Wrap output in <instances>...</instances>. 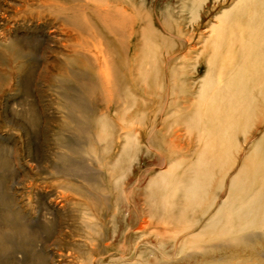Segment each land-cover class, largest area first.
I'll return each instance as SVG.
<instances>
[{
  "label": "bare ground",
  "instance_id": "obj_1",
  "mask_svg": "<svg viewBox=\"0 0 264 264\" xmlns=\"http://www.w3.org/2000/svg\"><path fill=\"white\" fill-rule=\"evenodd\" d=\"M61 1L73 3L76 0ZM117 1L108 2V5L114 9H127L122 4L116 5ZM207 1L169 0L164 9L172 18L176 13L184 16L187 12L196 20L203 6L209 5ZM214 1L216 3L218 0ZM123 2L130 3L129 0ZM221 2H225V5L215 13V21L210 22V31L203 37L205 46L198 54L204 61V74L192 78L185 73V67L162 65L158 60L157 42L162 43L163 34L147 24L139 26L132 65L129 66L125 55L127 46L122 39L123 25L127 19L126 13L119 12L122 10L104 14L90 9L96 18L91 20L84 13L79 16L69 10L76 11L78 5L72 7L62 2L40 0L41 7L47 8L58 20L70 23L76 29L88 28L94 22L101 24L105 30L114 33L111 36L113 39L107 41H115L119 47L118 61L109 57L106 47L104 51L95 48L94 56L90 58L85 56L88 53L86 49L73 48L67 51V44H63L62 49L54 50L62 56L56 77L59 79V95L66 109L65 119L75 122L78 131L81 126L82 130L85 127L95 129L99 139L105 140L103 154L93 155L89 160L93 165L96 163L102 167L107 172L106 177H97L98 183L88 173L90 168H86L85 176L80 178L83 189L75 187V192L84 197L83 201L78 202L83 216L86 214L88 218H96L95 211H98L100 217L103 218L102 214L105 213L110 219L105 225L95 224L98 231L90 234L88 240L95 246L102 236L105 235L104 240L115 241L119 234L121 238H127L128 242L133 235L127 247L130 243L140 242L136 259H130L129 252L120 256L114 254L110 257V264H145L149 257L152 264L175 261L182 264H221L226 261V257H215L211 255L213 251L239 245L254 236H264V0ZM4 18L5 13L1 12L0 21ZM5 23L9 21L5 20ZM13 24V29L21 27L33 32H43L45 28L41 29L42 26L36 24L33 17L22 18ZM45 32L44 37L39 38L53 40L59 34L65 39L72 38L71 33L64 28L58 35ZM10 35L0 39V42L3 43L4 51L11 54L6 67L17 71L24 65V62H18L25 56L22 48L35 45L39 39L35 35H14L10 40ZM198 57L194 67L199 64ZM93 61L99 70L98 74L94 73L96 76L92 75L90 68ZM69 69L70 73L67 74ZM127 69L141 86L142 95L130 90L125 94V91L120 90L126 83ZM164 71L170 86L166 89L167 94L173 96L170 110H164L162 105L152 107L153 98L149 96H155L157 101L163 103ZM98 84L102 89L97 91ZM103 92H112L115 96L117 105L114 108L117 112L114 117L107 112L95 113L90 110L103 100ZM179 94H185L187 98L181 105L176 103ZM160 116H163L159 123L162 127L157 128L156 121ZM144 121L149 124L145 139L139 131L131 128L134 123L144 124ZM167 121L173 125H184L189 134L195 135V146L189 154L175 152L178 138L182 136L179 130L175 132V137L165 138L163 128ZM110 135L120 139L117 151L112 154L114 137ZM62 137L59 136L66 141L65 146L62 145L67 148V139ZM170 150L171 154L163 152ZM150 158L152 163L149 169L157 170L148 176V181L144 179V173L149 169L136 180L132 179L134 166ZM57 160L59 166L51 167L56 171L54 175L63 169L65 177H74L70 175L74 164L63 152ZM164 164L166 168L161 169ZM135 187L148 207L146 216L142 210H135V214L129 210ZM99 191L107 194L101 195ZM98 197L101 199L100 208ZM67 200L72 202L70 197ZM73 204L77 205L76 202ZM166 205L169 212L166 221H176L170 231L166 228L160 230L158 225L162 223L153 219L156 212L165 209ZM5 207L4 220L8 229L0 230V242L15 230L22 235L27 233L25 224L14 225L13 212L7 205ZM120 217L123 218L121 221ZM138 218H141L140 226L133 229L128 221ZM87 228L91 229L85 220L82 221L81 229ZM149 236L157 241L151 240ZM97 238L99 240L94 242ZM71 244L76 247L74 240ZM85 246H88L87 243L79 242L77 250L88 253L92 258L93 253ZM105 246L109 247V244L104 243ZM101 260L98 258L97 264H102Z\"/></svg>",
  "mask_w": 264,
  "mask_h": 264
},
{
  "label": "rangeland",
  "instance_id": "obj_2",
  "mask_svg": "<svg viewBox=\"0 0 264 264\" xmlns=\"http://www.w3.org/2000/svg\"><path fill=\"white\" fill-rule=\"evenodd\" d=\"M46 1L62 2V4L72 7L78 5L76 11L75 9L69 10L79 16L84 13L85 17L91 20L96 18L90 9L98 10L104 14L105 12L114 13L115 10H122L119 12L126 13L127 19L123 25L122 39L127 46L125 55L129 60V66L132 65L134 57L139 26L143 24L146 26L147 24L163 34L162 43L157 42L158 60L162 65H176L177 68L185 67V73L192 78L204 74L203 58L198 57L199 52L205 46L203 37L208 35L210 22L216 19L215 13L225 5V2H221V0H218L219 3L208 0L209 5L203 6L200 17L194 20L192 15L187 12L184 16L176 15V13L173 15L174 18L170 17L164 9V5L169 0H129L130 3H125L123 0L117 1L116 5L122 4L127 9H114L108 5V2L116 0H76L73 3H65L61 0ZM0 6V14L1 12L5 13V18L0 21V39L7 38L10 34V40L13 39L14 35H35L40 41L37 42L38 44H31L30 47L27 45L22 48L25 56L18 59V62H24V65L17 71L6 67L5 64L10 60L11 54L4 51L3 43L0 42V230L8 229L4 220L6 219L5 205L13 212L12 222L14 225L25 224L27 226V233L24 235L15 230L13 234H8L6 239L1 240L0 264H97L98 258L102 259V264H110L111 256L114 254L117 256L125 255L128 252L130 259H136L140 242H135L133 245L130 243L127 247V243L132 242L133 235L129 237V242L127 238L123 239L119 234H117L115 241L104 240L103 238H106L104 235L101 237V241L98 238L94 240V242L99 240L95 246L88 240L91 237L90 234L98 231L95 224L105 225L110 219L105 213L102 214L103 218L100 217L98 211H95L96 218L92 216L88 218L86 214L83 216L78 202L83 201L84 197L75 192V187L83 189L82 185L84 184L80 178L85 176L86 168L91 169L88 173H91L98 183L97 177L102 176L103 179L106 177L107 172L98 164L93 165L89 160L93 158V155L100 156L103 154L102 147L105 140L99 139L95 129L90 130L85 127L82 130L81 126L80 131H78V125L75 122L65 119L66 109L63 99L59 95V88H57L59 79L56 75L59 72L58 67L62 56L55 53L54 50L62 49L63 44H67V51L73 48L86 49L88 53L85 56L90 58L94 56L95 48H101L104 51L106 47L109 51V57L118 61L120 58L118 45L115 41L114 43L107 41L112 38L114 33L108 32L97 22L91 23L88 28L76 29L70 23L58 20L57 16L47 8L41 7L40 0H0ZM177 11L176 9L175 12ZM30 17L34 18L36 24L42 26L41 29L45 27L43 32L40 30L33 32L21 27L13 29L14 22ZM5 20H8L9 23L6 24ZM8 26L10 28L7 29ZM62 28L71 33V39H65L61 34L58 35ZM45 31L55 32L58 37L53 40L39 38L44 37ZM156 36L158 37V35ZM73 37L76 38V41ZM14 46L19 47V45ZM85 56L83 57L85 58ZM197 57L199 64L194 67ZM92 64L93 66L90 65L92 75L98 74L97 64L95 61ZM81 71L86 72L85 69H81ZM69 73L70 69L67 70V74ZM164 74L163 103L157 101L155 96H149L153 98L152 107L162 105L164 110H170L173 96L167 94L166 89L170 86L166 71ZM62 78L64 77L60 79ZM69 78L73 80V78ZM125 80V85L120 87V90L125 91V94L128 90L136 93V95L143 94L141 86L134 81L132 73L128 69L125 71ZM97 88V91L102 89L99 84ZM101 97L103 98L102 103L100 102L90 110L95 113L107 112L108 115L114 117L117 112L114 108L117 105L114 94L112 92L104 94L103 92ZM185 99H187L185 94H179L176 103L181 105ZM162 118L163 116H160L157 119V128L162 127L159 125ZM147 122L144 121V124L134 123L131 126L132 129L139 131L140 136L144 139L147 137L145 134L149 125ZM175 124L173 125L171 121L165 123L164 136L166 139L173 138L175 132L179 130L182 136L178 138L175 152L182 155L189 154L195 146L196 137L194 134H189L190 132L185 129L184 125ZM59 136L67 139V148L64 147L65 139L61 140ZM110 136L111 138L114 137L113 148L110 152L112 154L117 151L120 139L113 135ZM62 152L74 164H72L74 169L70 174L74 176L71 177L73 179L65 177L66 172L62 168H60L62 169L61 172H57L58 175H54L56 171L51 168L59 166L57 157ZM163 152L171 154L172 150ZM151 161L150 158L136 164L133 168L132 179L136 180L145 170L149 169ZM160 168L165 169L166 164ZM155 170L157 169H149L148 172L144 173V179L148 181V176ZM99 193L101 195L107 194L103 191H99ZM67 197H70L72 202L68 201ZM98 201L100 208L101 199L99 198ZM73 202H76L77 205ZM130 203L129 210L131 213L135 210L137 212L142 210L144 216L148 214V207L136 187L133 190L132 202ZM168 215L167 205L165 209H159L156 212L153 219L155 222L160 220L162 223L158 225L160 230L166 228L170 231L175 227L176 221L172 219L171 223L166 221L165 217ZM122 219L120 217V221ZM140 219H131L128 221L129 226L137 229L141 223ZM144 219L148 220L146 217ZM84 220L91 229H81V223ZM109 226L110 223H108ZM149 237L151 240L157 241L152 236ZM73 240L76 247L71 244ZM79 242L87 243L88 246L84 248L93 253L92 258L87 255L88 253L77 250ZM104 243L109 244V247H104ZM101 251L102 253H100ZM211 255L223 259L226 257V261L221 264H264V236L248 238L246 241L240 242L239 245L226 246L221 250L213 251ZM149 258L145 264H152V260ZM169 264L182 263L175 261Z\"/></svg>",
  "mask_w": 264,
  "mask_h": 264
}]
</instances>
